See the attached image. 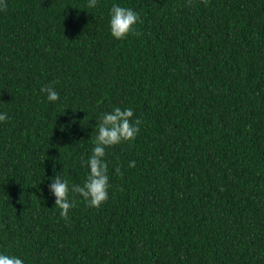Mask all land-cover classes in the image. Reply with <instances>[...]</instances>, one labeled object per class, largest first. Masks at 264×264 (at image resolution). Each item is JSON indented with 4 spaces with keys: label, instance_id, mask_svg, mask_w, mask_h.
Listing matches in <instances>:
<instances>
[{
    "label": "trees",
    "instance_id": "obj_1",
    "mask_svg": "<svg viewBox=\"0 0 264 264\" xmlns=\"http://www.w3.org/2000/svg\"><path fill=\"white\" fill-rule=\"evenodd\" d=\"M112 3L140 13L122 41ZM5 4L0 251L26 264H264V0ZM115 106L141 125L106 150L109 199L72 193L63 218L50 178L82 184L96 118Z\"/></svg>",
    "mask_w": 264,
    "mask_h": 264
},
{
    "label": "clouds",
    "instance_id": "obj_2",
    "mask_svg": "<svg viewBox=\"0 0 264 264\" xmlns=\"http://www.w3.org/2000/svg\"><path fill=\"white\" fill-rule=\"evenodd\" d=\"M99 0H88V8L98 7ZM6 7L5 0H0V10ZM108 27L111 36L116 40H125L136 34V26L141 22L140 13L131 7L112 3L109 9ZM46 100L56 103L60 100V93L51 85L41 87ZM134 117L131 107H113L110 111L101 113L96 118V131L94 146L91 155L81 160V166L87 168L86 177L82 184L71 185L63 174L52 176L51 183L47 185L48 191L54 196V205L60 210V215L67 218L70 209L75 207L76 201L71 199L72 193L79 194L88 207L99 208L109 199L111 187L109 175V162L106 159V150L124 142H132L140 132L141 120ZM9 119L7 113L0 112V123ZM136 166V161H129L128 167ZM121 169L115 168L119 174ZM0 264H26L25 260L15 254L0 251Z\"/></svg>",
    "mask_w": 264,
    "mask_h": 264
}]
</instances>
